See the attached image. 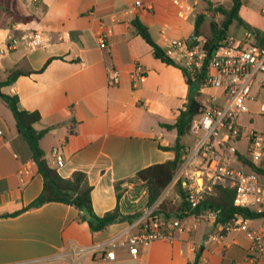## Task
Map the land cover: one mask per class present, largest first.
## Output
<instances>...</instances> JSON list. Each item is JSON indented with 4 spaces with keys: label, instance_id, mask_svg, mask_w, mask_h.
Wrapping results in <instances>:
<instances>
[{
    "label": "crops",
    "instance_id": "obj_1",
    "mask_svg": "<svg viewBox=\"0 0 264 264\" xmlns=\"http://www.w3.org/2000/svg\"><path fill=\"white\" fill-rule=\"evenodd\" d=\"M137 1L141 7L136 6ZM182 1L192 4L195 0ZM198 1V13L186 19L172 0H10L12 12L35 17L28 23H14L8 12L0 10V42H6L10 32L22 35L31 30L42 31L48 38L44 48L28 49L21 44L0 60V82L12 71L22 72L1 91L16 96L22 110L39 112L41 120L35 129L49 130L40 141L46 160L55 167L53 149L60 148L64 165L58 169L59 175L67 178L77 171L87 175L93 187V210L98 216L116 207L117 183L125 181L120 186L126 190L122 201L133 188V183L126 181L143 169L174 159L173 152L160 146H173L177 133L162 124L177 121L190 95L183 71L157 59L132 22L139 19L162 48L170 40H186L194 34L199 14L206 16L201 31L207 35V17L213 12L202 0ZM209 1L215 7L216 1ZM262 9L264 0L242 2L239 15L254 33H264ZM234 24L237 23L233 22L227 33L240 38L230 31ZM240 27L243 34L248 30ZM107 30L111 34L107 48L102 49L98 36ZM175 61L183 67L180 60ZM137 65L144 67L147 74L134 85L131 72ZM110 68L120 74L116 87L108 85ZM263 79V75L257 77L249 113L238 120L245 130L264 133V115L259 113V103L264 102ZM200 95L204 105L211 98L219 103L223 100L222 90L203 89ZM0 131L1 216L29 206L44 192L45 181L12 111L2 99ZM187 144L194 147L192 135ZM248 147L244 134L236 143L237 155L229 158L233 168L249 170L238 159V155L249 158ZM26 163H33L32 176L22 184L18 172ZM256 165L264 167V156ZM197 169L188 167L183 174L188 177ZM138 201L139 198L135 202ZM79 215L72 206L47 202L0 219V264H193L199 251L198 264H250L253 254L252 241L242 231L207 241L216 228L211 219L205 218L195 229L177 233L173 242L150 243L138 258L120 247L116 249V260L107 261L90 249L116 236L126 239L137 228L127 222L116 223L92 234ZM185 223L190 226L193 218L188 217ZM248 225L252 229L264 227V218L248 220ZM258 264H264V253Z\"/></svg>",
    "mask_w": 264,
    "mask_h": 264
},
{
    "label": "built area",
    "instance_id": "obj_2",
    "mask_svg": "<svg viewBox=\"0 0 264 264\" xmlns=\"http://www.w3.org/2000/svg\"><path fill=\"white\" fill-rule=\"evenodd\" d=\"M179 7L182 18H188L191 13H198L199 1L192 4L182 0H172ZM140 1L136 6L141 7ZM264 15V9L261 11ZM111 31L102 32L99 36L100 47L107 48V39ZM256 35L252 30H246L241 38L226 37L213 51L210 58L204 50L206 38L191 35L186 40H170L165 46L169 57L180 60L183 67L191 72L201 71L207 63L206 75L200 82V90L217 89L223 91L222 102L211 98L206 109L197 115L191 124L190 133L194 138L193 151L188 155L182 167L183 171L191 166L197 169L186 177L183 183L187 193V207L181 212V217L165 219L155 214L156 205L145 209L141 218L131 224L137 232L126 239L116 236L104 244L95 245L90 251L101 254V259L116 260V249L125 247L133 258H138L141 251L152 242H173L176 234L185 230L195 229L198 223L205 219L215 222L218 212L202 211L193 214L202 201L215 188L233 189L234 204L237 207L249 208L257 213L264 211V183L259 174L235 169L229 163L230 155H237L236 143L245 134L249 141L248 155L254 164H258L264 156V133L239 125V118L249 113V103L254 101L252 89L259 75L264 76V46L255 43ZM47 36L39 30H31L22 35L10 32L6 42H0V60L21 44L28 49H38L47 46ZM147 71L137 65L131 72L134 85L146 77ZM194 77V76H193ZM194 79V78H193ZM120 83V74L114 69L108 70V85L116 87ZM264 87V79L261 82ZM259 113L264 115V102L259 103ZM2 132L0 131V136ZM55 166L59 169L64 165L60 148L53 149ZM197 161V163H195ZM33 163H26L19 170L20 182L26 184L32 176ZM193 218V224L187 226L185 220ZM231 231H242L252 241V257L250 264H258L264 253V227L252 229L248 219L241 215L226 224H220L211 233L207 241H217ZM83 250H81L82 252Z\"/></svg>",
    "mask_w": 264,
    "mask_h": 264
},
{
    "label": "trees",
    "instance_id": "obj_3",
    "mask_svg": "<svg viewBox=\"0 0 264 264\" xmlns=\"http://www.w3.org/2000/svg\"><path fill=\"white\" fill-rule=\"evenodd\" d=\"M202 1L207 4L206 8L208 10H211L215 14L220 13L223 17L220 24L213 21L210 22V36L203 34L201 31V26L206 16L204 14H199L195 21L193 35L206 38L204 50L207 53V57L210 58L219 44L229 36L227 35V30L233 22H236L238 25L248 30H250V28L243 22L239 15L243 0H232L229 8L225 6L213 7V4L209 0ZM9 3L10 0H0V10L8 12L12 18V22L28 23L35 20L34 16H23L12 12L9 9ZM132 25L136 29L138 35L152 47L153 54L157 59L167 65L176 66L183 71L186 82L190 87L188 103L185 108L180 111L177 121L173 125L162 124V127L167 130H175L177 133V138L173 146H160V149L164 151L173 152L175 154L174 159L143 169L139 171L133 179L126 181L128 183H133V189L137 192L136 199L131 203L132 205L121 201L122 195H124L126 190L123 189L122 191L120 186L125 183V181L117 183L115 185L117 192L116 207L103 216L96 215L92 205L93 187L88 182L87 175L77 171L71 176L63 178L59 175L58 168L56 166H50L46 160L45 154L40 147V141L49 130L37 131L35 129L34 125L41 120L39 112L22 110L16 96L6 95L1 91L4 86L12 85L17 77L22 74V72L18 70L12 71L5 81L0 82V99L5 101L12 111L16 120L17 129L28 143L32 151L36 168L44 178L45 188L42 195L29 206L13 214L1 215L0 219L17 216L22 212L36 209L47 202H57L72 206L78 210L80 212V221L87 222L91 233L97 234L105 231L108 227L116 223L127 222L133 224L142 217L145 209L151 208L156 204L155 214L161 215L165 219L182 216L181 212L187 207V193L183 185L187 178L183 173L181 176H183L184 179H178L174 183L176 192L181 198L179 206L174 203L171 204L166 200L159 201V199L163 192L173 182L178 171L182 169L189 155L191 147L187 144V141L191 136L190 129L193 119L207 108L206 105L199 100V97L200 82L206 75L208 60L201 71L191 72L167 55L165 49L154 41L149 29L142 24L139 19H135ZM255 35V43L259 46H264V33L256 31ZM194 86L197 89L196 96L192 94L191 90ZM238 159L250 171L256 172L261 177H264V167L257 166L251 159L243 155H238ZM141 192L145 195V207L135 202L140 197ZM47 193H50V196L46 199ZM234 199L235 191L233 189L215 188L212 193L202 201L193 214L198 215L200 212L206 210L218 212V217L214 222V228H217L220 224L231 222L236 215H241L248 220L264 218V211L262 213H257L249 208L237 207L234 204ZM199 256L200 251L197 253L196 260L193 264L199 263Z\"/></svg>",
    "mask_w": 264,
    "mask_h": 264
},
{
    "label": "rangeland",
    "instance_id": "obj_4",
    "mask_svg": "<svg viewBox=\"0 0 264 264\" xmlns=\"http://www.w3.org/2000/svg\"><path fill=\"white\" fill-rule=\"evenodd\" d=\"M214 1H216L214 4H215V6H225V7H230L231 6V0H214ZM208 20H209V22H211V21H213V22H215V23H218V24H220L221 23V21H222V19H223V17H222V15L220 14V16H217V14H215V13H211L208 17ZM206 28H207V30H206V34H207V36H210L211 34H210V25H207L206 26ZM243 28L242 27H240V26H238L237 24H234L231 28H230V31L232 32V33H236V34H239V37L241 38L242 37V35H243ZM227 35H230V34H228L227 33ZM192 94L194 95V96H196V94H197V89H196V87L194 86L193 88H192ZM200 97H201V99H203V96H201L200 95ZM192 151H193V147H191L190 148V150H189V154H191L192 153ZM198 169H199V167H198ZM181 172H182V169H180L179 171H178V173H177V175L175 176V178H174V180H173V182L169 185V187L163 192V194H162V196L160 197V199H159V201H162V200H166V201H168L169 203H171V204H176V205H178L179 206V204H180V202H181V198L179 197V195H178V193L176 192V189H175V185H174V183L178 180V179H184V177L183 176H181L182 174H181ZM184 175V174H183ZM186 177V176H185ZM136 194H137V192H136V190H134L133 188L132 189H130V191L125 195V198H123V202H126L127 204H129V205H132L131 203H133L132 201H134V199H136ZM143 193L141 192L140 193V196L142 195ZM144 195V194H143ZM136 203H138V205H141V206H143V207H145V195L142 197V198H140L139 197V201L138 202H136ZM142 207V208H143Z\"/></svg>",
    "mask_w": 264,
    "mask_h": 264
},
{
    "label": "water",
    "instance_id": "obj_5",
    "mask_svg": "<svg viewBox=\"0 0 264 264\" xmlns=\"http://www.w3.org/2000/svg\"><path fill=\"white\" fill-rule=\"evenodd\" d=\"M49 196H50V193H47V194H46V199L49 198Z\"/></svg>",
    "mask_w": 264,
    "mask_h": 264
}]
</instances>
